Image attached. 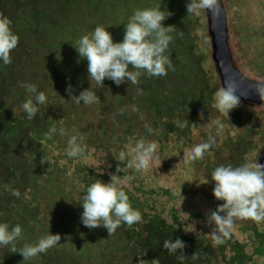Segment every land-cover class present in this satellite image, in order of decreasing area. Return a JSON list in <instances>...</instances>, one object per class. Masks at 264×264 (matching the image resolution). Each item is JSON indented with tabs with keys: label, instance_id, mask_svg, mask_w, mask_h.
I'll return each mask as SVG.
<instances>
[{
	"label": "rangeland",
	"instance_id": "obj_1",
	"mask_svg": "<svg viewBox=\"0 0 264 264\" xmlns=\"http://www.w3.org/2000/svg\"><path fill=\"white\" fill-rule=\"evenodd\" d=\"M79 1L83 2L79 10L87 8L84 12L88 13V16L77 15ZM220 1L225 12L227 46L234 68L246 79L264 84V0ZM2 2L4 3H0V8L3 11L8 8L9 11L6 14L9 16V5L12 2L15 10H12V20L13 25L18 28L16 30L17 35L24 34L31 38L25 42L18 36L19 41L25 44V53L29 54L25 57L32 56L36 59L31 54L33 49L38 47L40 52L45 51L44 58L40 61V67L48 70L52 68L53 63L56 65L53 68L56 75L55 81L36 82L34 84L39 91L53 87L52 85L55 84L56 93H50L48 101L54 104L58 103L57 107L54 106L49 110L42 107L43 110L38 114L41 120V128L38 131L25 129L26 131L20 132L19 136V142L22 144L21 158L26 163L27 168L31 166V161L41 157L48 158L49 163L51 162L53 165H58L61 162L60 168L63 171V180L66 179L65 182H55L45 178L41 184V196L46 203L45 209L48 210V217L57 220L55 226L60 225L59 220L64 214V210L60 211V209H64L65 204L60 200H56L52 204L47 194H52L53 190L48 186L56 188H63L64 186V189L68 191L76 189L79 183H83L78 182L79 176H75V174L71 176L72 163L67 161L63 162L65 166L62 164V161L69 158L67 153H63V151H66L67 141L71 135L79 133L83 139L90 131L91 134L100 133L101 128L97 129L98 131H95L94 128L93 132L90 128L97 125L93 115L95 116V111L103 105L107 106L103 110L110 112V114L120 113L121 118L125 119L124 125L120 129L118 127L115 129L116 126L113 127V124L110 125L108 133H114V139L111 140L114 146H110L107 153L103 154L101 152H89L87 157L82 159V165L99 172V164L104 161V164L100 165L102 173H107L110 176L112 172L118 176L121 174L120 177L126 178V182L121 187L131 190L133 183H136L134 182L135 179L139 187L165 192V194L160 193L158 197H155L157 210H160L166 217L175 212L183 233L202 235L212 241L208 235L212 226L207 224V215L211 211H215L220 204L212 195L214 184L210 180L211 172L219 164L231 163L235 166L256 159L258 162L264 147V107L240 102L238 107L229 112L227 118L212 106L214 93L221 86L211 60V42L207 34L204 10L199 16L187 15L186 3L188 0H182L181 12L184 20L179 19L180 23L177 27L179 35L176 37L182 42L194 39L196 54L202 57L200 67L202 72L209 76L212 86V90L209 89L211 93L208 94L211 102L205 98L208 86L203 87L196 84L193 81L194 78L185 79L183 82L168 81L169 85L166 83L167 85L165 84L161 89L164 90L165 95L170 97V101L166 102V96L159 91L161 110L159 111L158 107H154V110L159 111L157 114H160L161 117L149 113L145 117L138 118L137 124L133 126L134 123L131 122L132 117L130 115H134L133 113L136 111L140 112L141 108L136 97L138 95L132 94L133 102L129 103V108L124 107L125 104L119 106L118 96L129 85L122 83L116 86L113 82L105 87L102 86L103 88L97 85L88 78L87 61L79 58L74 47L82 35L92 31L97 25L105 26L106 30L111 33L114 42L121 41L124 35L122 23L126 22L133 10L143 8L141 4L137 5L139 0H102L99 5L97 0H27L25 11L20 14L16 12L18 7L15 0ZM174 2L175 0H172L167 5L170 11L175 8ZM65 4L72 5L68 12L60 10V8H64ZM175 9L178 7L176 6ZM172 15L173 13L163 21L164 26L173 27L176 20ZM38 32L41 39L37 38ZM38 43L42 44L41 48ZM176 45L175 37H173L169 44L170 49L177 48V51L181 52ZM55 49L56 51L62 49L63 52L56 56L50 52ZM173 49L169 51L171 54L174 53ZM49 52L51 54L48 57ZM169 52H167L168 55ZM173 56L174 70L172 73L188 69L190 59L186 55L176 53ZM64 74L69 75L68 80L63 77ZM69 84L73 89L72 96L66 92V87ZM89 87L95 89L99 101L91 105H84L83 102L76 103L72 97L78 96L81 91ZM180 91H183L184 100L177 102L182 100L178 98ZM8 92L18 98L28 94L22 87L10 88ZM142 92L145 95L143 90ZM9 97L11 98V96ZM28 98L29 94L23 100ZM203 98L205 100L202 112V108L196 107L195 104ZM2 106L1 111L4 113L9 107L8 101ZM124 112L130 114L124 117ZM201 112L202 117L197 115ZM140 113H143L140 116H144L145 112ZM23 115L22 111L19 116L25 117ZM51 115L55 118L60 117L61 128L65 130V134L61 135L58 130L52 140H46L44 133L47 132L48 116ZM137 116L139 117V115ZM109 117L111 116L107 115V118ZM109 120L112 122L111 119ZM182 120L186 121L187 127L180 126ZM21 126L22 123L17 122V127ZM22 134L23 138H21ZM141 137L158 142L157 154L159 161H162L158 168L159 161L146 170L136 171L134 168H128L126 164H121L115 160L119 149L123 148L127 151L128 146L133 145ZM209 138H212L214 143L212 148L205 153L203 159L185 163V150L190 149L195 144L206 142ZM119 140L123 141L119 142ZM69 163L72 168L69 169L70 172L67 171L69 168L67 164ZM117 165L121 167L120 174L116 173ZM40 167L43 172L53 170L50 169L51 166L46 169L44 163ZM12 173L16 174L17 171L13 170ZM130 173H132L133 178L129 176ZM100 179L103 180V177ZM26 180L30 182L31 177ZM76 181L78 184L75 183ZM144 200L143 206H146L145 197ZM134 205L132 202V206ZM17 221L18 219L14 220V224H18ZM193 224L195 230L192 228ZM53 230L45 222H40L34 232H52ZM231 238L240 244L238 247L242 249V253L250 258L249 264H264V222L256 223L251 220L237 219L231 232Z\"/></svg>",
	"mask_w": 264,
	"mask_h": 264
},
{
	"label": "trees",
	"instance_id": "obj_2",
	"mask_svg": "<svg viewBox=\"0 0 264 264\" xmlns=\"http://www.w3.org/2000/svg\"><path fill=\"white\" fill-rule=\"evenodd\" d=\"M2 1L11 2L12 0H0V3H4ZM171 1L172 0H139L137 5L139 6L141 4L143 7L160 6L161 10H167L173 13L172 17H174L176 22L173 25L171 35L175 37V45L177 43L176 46L181 52H178L177 48L170 49V47L167 52L172 49L174 51L172 54L169 52V57L172 55V63L174 62L173 54L182 53L186 55V57L190 59L189 67L187 70L178 71L177 73L168 71L167 75L161 77H148L142 75L139 78L138 85H132L130 82H126L129 86L125 91L119 94L117 99L119 106L125 104L124 107L129 108V103L133 102L132 98L135 94L138 95L136 96L138 98L137 101L141 105L140 112H145L144 116H140L143 113L138 111L135 113L133 111L134 115H130V117H132L131 122L134 123L133 126L137 124L138 118L145 117L149 115V113L161 117L160 114H157L161 110L159 91L166 96V102H169L170 97L165 95L164 90L161 89L168 81L183 82L185 79L194 78L195 80L193 79V81L196 82V84H200L203 87H205V85L208 86L205 98L209 99L211 102L208 94L211 93L210 90H212V86L210 85L209 76H206L200 67L202 57L196 54L194 39L192 38V41L182 42L177 38L179 35L177 30L180 23L179 19L184 20L181 12L182 0H175V8L177 6L178 9L174 8L173 11H170L167 6ZM15 2L18 7L16 12L18 14L23 13L27 6L25 4L27 0H15ZM100 3H102V0H97V4L99 5ZM82 4L83 2L79 1L77 15L80 14L86 17L89 15L84 12L87 8L79 10ZM9 6L10 16L6 14L9 9L5 7L6 11L0 8V14L7 16L11 20L12 30L16 33L18 28L13 25L12 10H14V8L12 2ZM71 8L72 5L65 4L64 8H60V10L68 12ZM34 28L36 27L34 26ZM18 36L25 42L31 39L30 36L24 34H18ZM37 38L41 39L39 32ZM38 45L41 48L42 44L38 43ZM24 48L25 44L19 41L18 46L10 53L12 60L11 64L6 66L0 65V221H7L14 225V220L18 219L17 223L21 225L23 230L22 239L17 244L18 247L26 242L34 244L41 236L48 232H34L36 226L40 222H45L51 229H54L50 233L53 235L59 234L61 239L59 241L60 245L52 247L45 253H41L26 261L23 260L22 255L18 252H8L7 249L0 250V258L3 257L2 264H141V261L150 264L153 259L159 260L160 264H178L174 255H170L162 250L164 240L174 242L177 238L185 244L183 255L186 261L184 264H249L250 258L242 253V249L238 247L240 244L231 237L227 239L223 245L217 246L213 241L208 240L202 235L183 233L180 229L179 219L175 212H172L171 215L166 217L160 210H157L155 197H158L160 193L165 194V192L139 187L135 179L134 182L136 183H133L134 185H132L131 190L125 187L122 188L129 196L131 206L133 202L135 205L132 207L141 212L142 221L140 223L134 224L131 227L126 224H121L115 233L111 235H109L107 230L103 227L89 229L82 225L80 213L83 209L78 204L79 196L80 194L82 195L84 191V185L87 186L89 177H94L104 183L110 182V180L108 181L110 176L107 175V173L98 174V171L95 172L87 166L82 165V159H85L91 151L97 153L101 152L102 154L107 153L110 149L109 147L114 146V143L111 141L114 139V133H108V131H110L108 127L113 124V127L116 126L115 129H117V127L120 129L125 121V119L123 120L121 118L122 115H120V113H115L113 115L110 114V112L104 111L103 109L107 106L103 105L99 106L98 110L95 111V116L93 115V119L96 121L97 125L90 128L92 132L94 128L95 131L101 128L100 133L91 134L90 131L88 135L83 138V143L86 142L85 144L88 146L86 156L84 158L69 157L68 160L62 161L63 165V162L67 161L73 164L71 176L74 174L75 176H79L80 179L78 182L83 183H79L76 189L68 191L64 189V186L63 188L48 186L53 190L52 194H47L52 204L56 200H60L65 204L64 209H60V211L64 210V214H62L59 220L60 225L55 226L57 220L47 215L48 210L45 209L46 203L41 196V184L45 178L52 179L55 182H65L66 179L63 180V171L62 168H60L61 162L58 165H53V163H49L48 158L43 157V163L46 165V169L50 166V169H53L43 172L41 167L44 166L39 168L40 165H43V163H41V157L35 161H31V166L27 168L26 163H24L21 158L22 144L19 142V136L20 132L26 131L25 129L29 131H38L39 128H41V120L38 114L43 110L42 107L46 110L54 106L57 107L58 103L54 104L48 101L50 93H56V85L53 84V87L44 88V90H42L46 94L48 102L40 106L37 117L33 120H28L25 117L19 116L22 112L21 105L26 100H23V98L28 94L18 98L9 94L8 91L10 88L20 87V82L34 84L36 82L48 83L55 81L56 75L55 72H53V68L56 65L53 63L51 69H42L40 67V61L44 58L45 51L40 52L39 48L35 47L31 55H34L36 59L32 56L26 58L25 56L29 54L25 53L26 49ZM50 52L57 56L63 52V50L58 49L56 51L55 49ZM50 52L48 53V57L51 54ZM2 71L4 72L2 73ZM63 77L68 80L69 75L64 74ZM102 83L104 84L103 87H105L106 85L112 84V81L105 79ZM137 88L142 89L145 95L143 92L138 93ZM182 94L183 91L178 92V98L182 100L177 102H182L184 100ZM9 96H11V98ZM205 98L195 104L196 107L200 106V108H202V112ZM7 101L9 107L3 113L1 108L3 107V103ZM131 107L134 108V106ZM154 107H158L159 111L154 110ZM128 114L130 113L124 112L123 116L125 117V115ZM136 114L139 115V117ZM107 115L111 117L107 118ZM23 116H25V114ZM109 119H111L112 122H110ZM48 120L47 131L53 125L57 128V131L61 129L60 117L55 118L51 115L50 117L48 116ZM17 122H21L22 126L18 128ZM81 128L84 130L82 126ZM21 138H23V134ZM122 141L123 140H119V142ZM14 153L16 154L14 155ZM63 153H66V151H63ZM70 163L67 164L69 165L67 169L69 172L71 168ZM54 166L56 169H54ZM13 170H16L17 173L13 174ZM60 176L61 179H59ZM120 176L122 175L120 174ZM129 176L133 178L132 173H130ZM28 177H31L30 182L26 180ZM100 177H103V180L100 179ZM75 183H77V181ZM17 191L19 192V196L13 194ZM144 197L147 200L146 206H143L145 202ZM222 203L223 201H221V203L219 201V204ZM194 254L195 257H192Z\"/></svg>",
	"mask_w": 264,
	"mask_h": 264
},
{
	"label": "clouds",
	"instance_id": "obj_3",
	"mask_svg": "<svg viewBox=\"0 0 264 264\" xmlns=\"http://www.w3.org/2000/svg\"><path fill=\"white\" fill-rule=\"evenodd\" d=\"M216 6L217 0H188L186 12L187 15L199 16L202 10H211ZM170 15L167 10H161L160 6L133 10L126 22L122 23L124 35L119 42L113 41L111 33L103 25H97L92 31L82 35L74 48L79 58L87 61L88 78L101 87L105 79L111 80L116 86L126 82L138 85L142 75L161 77L167 75L168 71L174 70L167 54L173 39L171 35L173 27L163 25V21ZM11 24L7 16L0 14V65L3 66L11 64L10 53L19 42V37L12 30ZM19 86L29 94V98L21 105L22 111L26 119L33 120L37 117L40 106L48 102L47 96L43 91H39L35 84L20 82ZM254 89L259 96H264V87H254ZM236 90L232 85H225L214 93L212 106L227 118L229 112L240 104V98L235 95ZM72 91V86L69 84L66 92L72 96ZM137 92H142V89L137 88ZM72 98L76 103L83 102L84 105L99 101L95 89L91 87ZM197 115L203 116L202 113ZM180 126L187 127L186 121L182 120ZM59 132L61 135L65 134L63 128ZM56 133L57 128L53 125L44 133V137L46 140H52ZM213 143L214 140L209 138L206 142L186 149L185 163L203 159ZM157 149V141L141 137L133 145H129L127 151L123 148L119 149L115 160L136 171L146 170L159 161ZM87 151L88 146L83 143L79 133L70 136L66 147L68 157L84 158ZM161 162L159 161L157 168ZM102 164L104 161L99 164L98 174H103L100 170ZM116 173H121L120 165H117ZM210 180L214 184L213 197L217 201H223L215 211L207 215V224L212 226L208 235L215 245H223L231 237L237 219L264 222V164L258 163L257 159L235 166L231 163L219 164L211 172ZM125 182L126 178L114 173L110 174L108 183L89 177L78 203L83 209L80 213L83 226L89 229L103 227L111 235L121 224L131 227L142 221L141 212L131 206L129 196L121 187ZM13 194L19 196L18 191ZM192 228L195 230L194 224ZM22 231L20 224L13 225L7 221H0V250L18 252L26 261L60 245V235H53L48 231L34 244L26 242L18 247L17 244L22 239ZM184 248L185 244L179 238L174 242L164 240L162 245V250L174 255L178 264H184L186 261L183 255ZM192 257H195V254ZM2 260L3 257L0 258V264ZM141 264L148 262L141 261ZM150 264H160V262L153 259Z\"/></svg>",
	"mask_w": 264,
	"mask_h": 264
},
{
	"label": "water",
	"instance_id": "obj_4",
	"mask_svg": "<svg viewBox=\"0 0 264 264\" xmlns=\"http://www.w3.org/2000/svg\"><path fill=\"white\" fill-rule=\"evenodd\" d=\"M204 12L207 24V34L211 42V60L220 86H234L237 89L235 95L240 98L241 103L264 107V96H259L254 89V87H264V84L246 79L232 64L227 46L225 12L221 1L217 0V6L214 9H205ZM258 163L264 164V147L258 158Z\"/></svg>",
	"mask_w": 264,
	"mask_h": 264
}]
</instances>
